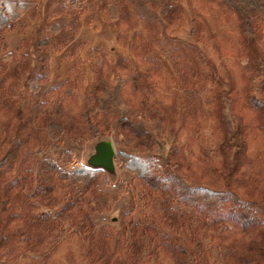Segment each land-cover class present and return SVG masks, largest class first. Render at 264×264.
Here are the masks:
<instances>
[{
	"label": "rangeland",
	"instance_id": "374dc122",
	"mask_svg": "<svg viewBox=\"0 0 264 264\" xmlns=\"http://www.w3.org/2000/svg\"><path fill=\"white\" fill-rule=\"evenodd\" d=\"M110 1L35 0L0 34V158L14 151L0 184V264H245L264 227V120L253 105L264 102V21L243 32L227 0H169L170 20L160 3H146L141 16L132 0H116L114 18ZM99 79L122 80L123 99L144 108L156 145L135 154L170 172L171 194L117 163L115 180L101 169L90 183L70 178L97 138L111 139L116 155L128 150L114 108L82 110L101 97ZM152 108L164 118L158 129ZM37 111L72 121L58 137L42 126L33 132ZM172 151L180 169L166 165ZM44 161L65 175L47 183ZM194 187L220 201L192 205ZM237 201L259 227L218 218Z\"/></svg>",
	"mask_w": 264,
	"mask_h": 264
},
{
	"label": "trees",
	"instance_id": "16d2710c",
	"mask_svg": "<svg viewBox=\"0 0 264 264\" xmlns=\"http://www.w3.org/2000/svg\"><path fill=\"white\" fill-rule=\"evenodd\" d=\"M135 8L141 14V16H146L148 10L146 3H160L161 4V13L166 20L172 19L176 14L174 6L170 3L169 0H132ZM228 3L235 9L239 16L240 28L243 32H252L254 31L253 25L258 21H264V0H227ZM35 0H0V34L7 30L11 24L17 21L22 14L31 8ZM110 14L112 17H117L118 5L116 0L110 1ZM262 81L259 87L264 86V73H262ZM32 92L37 93L40 89L38 80H32ZM124 82L120 80L115 86L111 87L107 81L99 79L96 83V88L101 91L100 98H91V101H86L82 106L83 112H106L110 108H114L116 115L118 116L117 125L120 129L125 141L127 142L128 150H118L116 155V163L121 166L126 172L134 175L137 179L141 181L149 190L159 191L161 195L171 194L173 189L177 185L176 180H173V176L168 173L162 174V167L154 161L152 155L140 156L135 154V152L148 153L152 151L156 145L154 140L152 130L147 126L145 120L143 119L144 108L142 107H133L131 104H128L121 95V87ZM92 104H91V103ZM253 105L260 110V117L264 120V102L253 101ZM37 114L40 116V120L37 122L35 128L30 129L31 131L37 132L39 129L38 126L46 128L47 131L51 134L60 135L63 130H65L66 119L69 120L70 117L65 118V116L60 115L59 113L46 114L41 111H37ZM36 115V114H35ZM148 115L153 121L154 128L158 129L162 126L164 122L163 116L160 114V111L156 108H152L148 112ZM69 121H72L71 118ZM70 123V122H69ZM68 123V124H69ZM38 127V128H37ZM71 127H69L70 129ZM264 128V124H263ZM234 144L236 150L242 154L244 151V145L242 141L235 139ZM13 149L11 148L3 157L0 158V184L5 179V169L3 164L9 162L12 158ZM172 156L166 162V165L170 164V161L173 162V166L180 169L179 161L176 160L173 151L171 152ZM68 156V155H67ZM63 160L66 161V154L62 156ZM68 162V161H66ZM67 163H65L66 165ZM47 183H50L54 173H60L59 167L50 161H44L41 164ZM70 178L73 182L80 183H90L94 180V177H97L101 174L100 170H91L81 164H73L70 169ZM61 175H65L62 173ZM8 190H6L7 195ZM189 192L188 199L193 204L196 205L198 202H201L206 207H215L220 201V195L209 190L207 187H194L188 189ZM2 194L0 193V208L4 207L5 202L2 200ZM5 196V194H4ZM101 203H105V199H101ZM245 211V210H244ZM241 209L238 201L235 203V206L229 207L226 211H219V219L223 220H232L237 224H240L244 231L252 227H259V221L256 219H251L247 213ZM226 215V216H225ZM1 223V222H0ZM259 237L262 236L261 244L256 243L254 240L249 244L247 252L242 257L245 264H264V227L262 226L261 231L259 232ZM6 237L2 235L0 230V248L6 243Z\"/></svg>",
	"mask_w": 264,
	"mask_h": 264
},
{
	"label": "water",
	"instance_id": "95a60500",
	"mask_svg": "<svg viewBox=\"0 0 264 264\" xmlns=\"http://www.w3.org/2000/svg\"><path fill=\"white\" fill-rule=\"evenodd\" d=\"M116 150L109 138H97L89 144L84 157V166L91 170L101 169L111 180L117 178Z\"/></svg>",
	"mask_w": 264,
	"mask_h": 264
}]
</instances>
